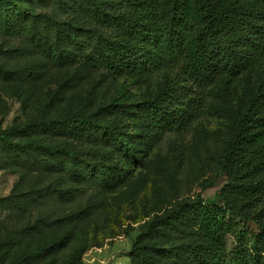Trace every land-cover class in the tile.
<instances>
[{
	"label": "trees",
	"instance_id": "1",
	"mask_svg": "<svg viewBox=\"0 0 264 264\" xmlns=\"http://www.w3.org/2000/svg\"><path fill=\"white\" fill-rule=\"evenodd\" d=\"M2 37L25 40L23 52L43 59L26 78L73 67L72 78L102 73L139 89L123 87L96 109L0 129L7 164L38 178L22 207L131 186L169 134L214 117L226 134L200 191L155 210L129 264H264V0H0ZM19 73L0 69L2 77ZM73 237L16 258L1 243L0 264H41Z\"/></svg>",
	"mask_w": 264,
	"mask_h": 264
},
{
	"label": "rangeland",
	"instance_id": "2",
	"mask_svg": "<svg viewBox=\"0 0 264 264\" xmlns=\"http://www.w3.org/2000/svg\"><path fill=\"white\" fill-rule=\"evenodd\" d=\"M28 45L23 39L0 38V69L25 71L0 76V129L59 117L86 107L96 109L133 82L130 78L113 79L102 73L85 78L76 74L72 78L76 72L73 67H49L37 79L26 78L32 69L34 75L35 68H40L43 62L35 53L23 52ZM130 90L133 94L139 91L135 86ZM225 134L222 121L205 116L191 131L169 134L155 149L147 167L135 173L133 185L107 194L89 189L75 199L26 209L22 207L26 203L22 194L33 188L37 175L10 167L7 163L11 159L0 153V244L12 247L11 257L16 258L21 252L53 237L63 238L74 230L68 246L41 264H129L133 239L156 214L155 210L162 211L173 199L198 194ZM39 139L45 143L49 140ZM224 183L225 179H220L205 192V197L212 200ZM14 194L17 197H12ZM84 209L83 218L76 223L66 218ZM56 220L57 223H49Z\"/></svg>",
	"mask_w": 264,
	"mask_h": 264
}]
</instances>
